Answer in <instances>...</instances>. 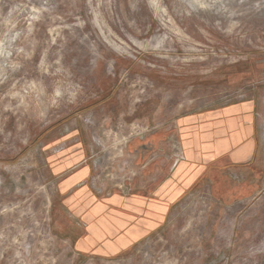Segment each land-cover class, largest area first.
<instances>
[{"label": "rangeland", "instance_id": "1", "mask_svg": "<svg viewBox=\"0 0 264 264\" xmlns=\"http://www.w3.org/2000/svg\"><path fill=\"white\" fill-rule=\"evenodd\" d=\"M248 99L257 168L128 195L132 142ZM75 142L100 202L147 207L108 236L61 208L79 165L58 176L76 153L56 154ZM0 264H264V0H0Z\"/></svg>", "mask_w": 264, "mask_h": 264}, {"label": "crops", "instance_id": "2", "mask_svg": "<svg viewBox=\"0 0 264 264\" xmlns=\"http://www.w3.org/2000/svg\"><path fill=\"white\" fill-rule=\"evenodd\" d=\"M259 118V102L256 99H248L214 111L184 115L176 121L173 129L156 133L150 136L147 142H132L128 151L135 156L142 177L131 187L128 195L150 197L157 194L163 200V196L168 199L171 187H174L176 195L178 184L186 185L185 182H188L199 185L205 177H210L211 170H215L212 167L214 163H222L223 169H254L257 165L253 162L258 157L261 142ZM173 134L171 140L170 136ZM150 143L154 145L151 150L144 146ZM60 153L65 156L76 153L74 157L64 161L57 175L62 176L64 172L79 165L72 181L62 184V192L67 195L61 208L67 210L79 223L82 232H87L85 236L89 235L93 226H102L104 235L108 236L109 225L115 219H138L122 213L128 205L135 213L147 208L144 207L145 203L141 206L134 202L124 203L126 195L121 193L123 191L115 192L116 190L107 198H102L106 199L105 202H100L98 198L102 196L92 186L94 166L86 158L88 154L82 143H73L71 147L57 153L56 157ZM85 161L90 164L83 165ZM224 163L232 165L225 166ZM222 168L220 167V170ZM151 176H156V180L152 181H156L153 186H156L155 190L137 187L139 183H149ZM71 193L75 195L69 198ZM118 210H121L123 215ZM153 212H156L155 208Z\"/></svg>", "mask_w": 264, "mask_h": 264}]
</instances>
